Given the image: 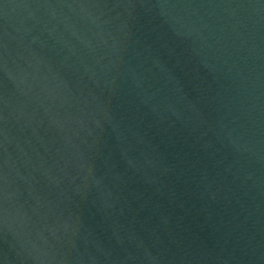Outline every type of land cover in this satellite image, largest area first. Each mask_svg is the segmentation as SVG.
<instances>
[{"label": "water", "instance_id": "water-1", "mask_svg": "<svg viewBox=\"0 0 264 264\" xmlns=\"http://www.w3.org/2000/svg\"><path fill=\"white\" fill-rule=\"evenodd\" d=\"M0 264H264V0H0Z\"/></svg>", "mask_w": 264, "mask_h": 264}]
</instances>
